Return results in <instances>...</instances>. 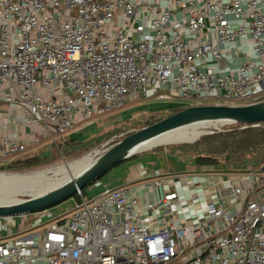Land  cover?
<instances>
[{
  "label": "built area",
  "instance_id": "1",
  "mask_svg": "<svg viewBox=\"0 0 264 264\" xmlns=\"http://www.w3.org/2000/svg\"><path fill=\"white\" fill-rule=\"evenodd\" d=\"M151 99L264 101V0H0V106L58 151L76 119ZM38 143L6 136L0 161ZM77 195L71 213L0 240V264H264L262 169L143 173Z\"/></svg>",
  "mask_w": 264,
  "mask_h": 264
},
{
  "label": "rangeland",
  "instance_id": "2",
  "mask_svg": "<svg viewBox=\"0 0 264 264\" xmlns=\"http://www.w3.org/2000/svg\"><path fill=\"white\" fill-rule=\"evenodd\" d=\"M179 106L188 107L193 105L180 101L166 102L151 99L107 115L95 117L92 120L84 122L82 127H75V129L71 131L75 133L85 131L83 135L81 134L80 136H77L76 140L78 144H63L60 151H58L53 144H50V148L44 149L45 158L47 160L43 165L29 170L14 172L6 169L8 163H0V174L16 176L18 174L25 175L40 171H59L66 166L82 160L88 155H91L95 160L99 156L103 155V152H107L127 134L151 126L153 123L155 124V122L166 118L167 115L171 114L173 108H177ZM230 106L241 105L235 104ZM121 133L125 134L121 135L119 138H112L114 135ZM67 137L65 140H68ZM106 137L108 138L103 140ZM106 143H109V145L102 148L101 146ZM180 145L186 144L162 145L160 146L162 148L159 149H163V151L167 150V152H160L162 153L160 155L155 149L142 152L138 158H130L125 163L110 171L107 175L101 178L100 181H105L107 178L110 179L111 182L106 184V187L104 188L113 187L118 182L126 183V186L130 185L134 187L142 184L141 176L143 173H145L146 177L149 179L177 176V170H181L178 168L181 166L178 163L180 161L173 159V156H168V154H171L173 151L184 152L183 149H177ZM96 152H99V155L96 156ZM185 153H187L190 158L188 157L186 160V158L182 157L183 160L181 161L186 162L183 168H186L185 170L191 172L188 174L201 172L202 170L197 167L194 160L190 161L191 158H193V155L189 154L190 152ZM261 166L262 165L260 163L250 161L247 163L245 168L248 171H256L261 169ZM119 173H122V175H118ZM91 188L92 187H88L86 189V200L94 198V195L97 192L96 190L95 194H92L90 192ZM33 197L34 196L31 193H25L17 196V198L21 201L31 199ZM79 202L80 200L78 197L74 196L65 200L61 204L44 211L12 217H0V240L6 237L14 238L18 235L29 234L33 232L34 230L32 229H35L37 226L50 224L75 210Z\"/></svg>",
  "mask_w": 264,
  "mask_h": 264
},
{
  "label": "water",
  "instance_id": "3",
  "mask_svg": "<svg viewBox=\"0 0 264 264\" xmlns=\"http://www.w3.org/2000/svg\"><path fill=\"white\" fill-rule=\"evenodd\" d=\"M263 123L264 101L242 106L196 105L185 107L180 112L151 126L131 132L107 152L95 159L89 167L81 173L72 176L68 182L60 187L45 192L40 196L21 201V203L16 205L0 207V217L40 212L61 204L79 192L91 187L95 182L130 158L143 152L142 148L150 141L167 133L204 124L210 126L202 134L204 136L212 134L213 131H221L228 126ZM213 126L215 128L212 130Z\"/></svg>",
  "mask_w": 264,
  "mask_h": 264
},
{
  "label": "trees",
  "instance_id": "4",
  "mask_svg": "<svg viewBox=\"0 0 264 264\" xmlns=\"http://www.w3.org/2000/svg\"><path fill=\"white\" fill-rule=\"evenodd\" d=\"M184 108L183 106L173 108L167 117ZM255 125L228 126L222 131H213L212 134L200 137L193 144L180 145L177 149L190 152L189 154L193 155L194 163L203 171L233 172L246 169L245 167L250 161L260 163L261 169L264 170V123ZM46 160L45 157L35 154L14 161L6 169L14 172L29 170L43 165ZM85 192L86 189L82 191L83 196H85ZM75 197L79 199L77 194Z\"/></svg>",
  "mask_w": 264,
  "mask_h": 264
},
{
  "label": "bare ground",
  "instance_id": "5",
  "mask_svg": "<svg viewBox=\"0 0 264 264\" xmlns=\"http://www.w3.org/2000/svg\"><path fill=\"white\" fill-rule=\"evenodd\" d=\"M208 125H199L184 128L167 133L159 138L150 141L142 148L143 151L152 150L165 144H189L197 141ZM215 128V126L212 127ZM98 154V152H96ZM94 161L91 155L82 160L66 166L59 171H40L32 174L9 176L0 174V207H7L21 203L18 195L31 193L34 197L40 196L45 192L54 190L68 182L72 176L81 173ZM52 175V176H50Z\"/></svg>",
  "mask_w": 264,
  "mask_h": 264
},
{
  "label": "crops",
  "instance_id": "6",
  "mask_svg": "<svg viewBox=\"0 0 264 264\" xmlns=\"http://www.w3.org/2000/svg\"><path fill=\"white\" fill-rule=\"evenodd\" d=\"M42 93L45 96L49 95L48 92L44 91V90H42ZM141 102H144V101H140V102H137L134 104H138ZM134 104H130L126 108H128ZM29 120H30V118L27 116V114L24 113L19 108H11V107H8L6 105L0 106V143H1L2 139L6 136H16V138H18L19 140H21L23 142H28L31 139H33L34 137H36L39 141V143L35 149L28 151V153L16 158L14 161L21 159V158H24V157H27V156L35 155V154L40 155L42 157H46L45 153H44V149L50 148V146H51L50 144H52L47 138L44 137L43 130L41 129V127L39 125L26 123ZM84 122H86V121H81L80 119H76V127H82ZM84 132H78V133L70 132L68 134V137H67L68 140H66L65 144H67V145L78 144L76 138H77V136H80L81 134L83 135ZM123 134H125V133L116 134L112 138H114L116 136H121ZM103 140H106V139L104 138ZM103 140H100V141H103ZM154 149L158 151L159 155L164 153L165 151L167 152V150L163 151V149H157V148H154ZM143 152H146V151H143ZM160 152H162V153H160ZM141 153H138L133 158H138L141 155ZM170 155L173 156V159L180 161L178 163L181 166H179L178 168L181 170H177V173H178L177 176H169L167 178H174V179L178 180L180 177L185 176V175L197 174V173L188 174L191 172L185 170L186 168H183V166H184V164H186V162H182L181 160H183L182 157L186 158V160H187V158L189 157V155L187 153L182 152V151H173V152H171V154H168V156H170ZM14 161H10V162H1L0 161V163H8V165H10ZM190 161H193V158H191ZM118 175H122V173L121 174L119 173ZM142 176H143V174H142ZM110 182H111L110 179L107 178L105 181H98L97 183L93 184L91 186L92 188H91L90 192L92 194H95V191L97 190L96 194L94 195V198L99 197L100 195H102L107 190L116 189V188L132 187L130 185L126 186L127 185L126 183L118 182L113 187L104 188V187H106V184H108ZM94 198H92V199H94Z\"/></svg>",
  "mask_w": 264,
  "mask_h": 264
}]
</instances>
